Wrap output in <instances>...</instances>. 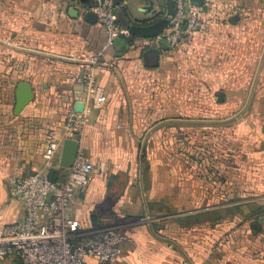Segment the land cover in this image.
Listing matches in <instances>:
<instances>
[{"label": "crops", "instance_id": "crops-1", "mask_svg": "<svg viewBox=\"0 0 264 264\" xmlns=\"http://www.w3.org/2000/svg\"><path fill=\"white\" fill-rule=\"evenodd\" d=\"M204 4L203 28L176 48L131 36L105 48L100 23L84 18L86 3L0 0V224L19 222L25 215L22 203L10 197L12 177L41 171L55 177L66 172L59 165L67 140L62 138V126L67 110L83 108L72 92L81 87L90 59L96 57V84L107 102L93 110L89 124L70 139L78 143V152L95 173L89 185L76 192L68 215L83 230L105 225L110 217L120 218L126 239L117 264H187L173 245L151 234L149 225L159 237L174 241L192 264H264V226L253 233L251 219L235 224V210L252 213L251 207L242 206L244 199L228 201L232 195L226 190L227 200L217 202L212 176L189 177L180 160L177 177L173 176V124L157 128L147 138L142 169L145 201L141 194L139 148L149 128L167 119L212 117L203 111L206 104L245 103L248 96L264 47V0H204ZM116 7L132 23L155 22L167 13L166 0H116ZM10 39L27 42L33 49L29 53L41 65L27 81L33 98L19 114L13 111L16 86L10 103L9 59L11 54L27 53L15 50ZM241 120L246 135L241 139L244 166L250 176L247 195L261 201L264 58ZM53 134L59 148L46 167L42 153ZM174 179L177 189L171 185ZM188 179L192 190L187 188ZM13 263L6 258L2 264Z\"/></svg>", "mask_w": 264, "mask_h": 264}, {"label": "built area", "instance_id": "built-area-1", "mask_svg": "<svg viewBox=\"0 0 264 264\" xmlns=\"http://www.w3.org/2000/svg\"><path fill=\"white\" fill-rule=\"evenodd\" d=\"M78 1V0H77ZM173 15L164 14L168 25L157 37L169 48H176L199 32L205 23L207 6H196L191 0H172ZM116 0H94L83 13L93 12L105 33V48L120 37H129L116 16ZM97 58L90 59V68L81 87L72 92L73 100L83 105L79 112L67 110L62 126V138L71 139L89 124L93 110L101 108L107 97L96 84ZM59 148L55 134L42 153L46 167L50 166ZM65 173L51 178L47 172L15 176L9 182L10 197L24 206V218L12 224H0V264L6 258L13 264H117L121 244L126 235L122 224H108L83 230L68 215L77 191L90 183L94 167L77 152L72 166Z\"/></svg>", "mask_w": 264, "mask_h": 264}, {"label": "rangeland", "instance_id": "rangeland-1", "mask_svg": "<svg viewBox=\"0 0 264 264\" xmlns=\"http://www.w3.org/2000/svg\"><path fill=\"white\" fill-rule=\"evenodd\" d=\"M10 41L11 46L13 45L15 50L16 48H20L24 53H27L22 57L18 56L17 53L11 54L9 59L12 68L9 93L10 103H12L14 87L17 86L19 82L32 81L35 70H40L41 65L37 63V59H35L32 53H29V50L32 52L33 49L28 47L27 42L21 41L18 43L15 39H10ZM227 105L228 106H226V104L212 103V106H210L206 104V108H203V111H210L212 117L201 118L199 120L228 119L242 109L244 102ZM241 116L232 122L218 125H177L176 123H171L173 124V134L170 136L172 143L170 154L176 165L175 168H173L172 174L175 178L177 177V163L178 160H180V162L185 165L184 170L187 176L193 177L197 173H201L203 176H212L213 183L211 187L212 191H217V202H224L227 200L225 191L228 190V194L232 195V198L228 199V201L233 200L236 202L244 199L245 203H243L242 206L251 207L252 213L258 211L257 209L260 210L257 216H252V213L244 215L243 212L235 210V224L238 221H243L246 218L251 219L253 217L258 219L264 226V200L258 201V199L253 198L252 196H255L254 194L249 195L251 197L247 195L249 193H247L246 188L250 176L248 175V170L245 169L244 166L243 141H241V139L246 135L242 130ZM188 180H190L191 183L189 184L187 181V188L189 185L188 189L192 190V180ZM171 185L174 189H177L176 179H174V183ZM205 185L207 186L209 184ZM192 199L191 196L190 200ZM175 210L177 211V208ZM147 217L148 221L152 219V216ZM104 224L122 223L120 218L110 217ZM262 252L264 255V248Z\"/></svg>", "mask_w": 264, "mask_h": 264}, {"label": "water", "instance_id": "water-1", "mask_svg": "<svg viewBox=\"0 0 264 264\" xmlns=\"http://www.w3.org/2000/svg\"><path fill=\"white\" fill-rule=\"evenodd\" d=\"M79 2L86 3L89 5V7H92L94 5V0H78ZM194 5L196 6H202L204 3V0H191ZM166 8H167V14L173 15V3L172 0H166ZM116 16L119 24L128 30V33L131 37L140 38V39H155L157 38L167 27L168 20L167 18H161L155 22H138V23H132L130 22L126 16L124 15L123 11L121 9L116 10ZM85 20L89 22H95L97 20L95 14L93 12H88L85 14ZM162 45L168 46L164 41H161ZM264 58V47L261 52L260 59L258 61L253 80L248 92L247 99L242 107V109L236 113L234 116L225 119V120H208V121H201V120H185V119H167L162 120L160 122H157L154 124L149 130L145 133V135L142 138L140 148H139V180H140V188H141V194L144 199V193H143V187H142V169H143V161H144V150H145V144L147 141V138L150 133H152L157 128L171 124H212V125H218V124H225L234 121L235 119L239 118L248 108L252 94L255 89V85L258 79V75L261 69V65ZM150 64L154 62H149ZM15 104H14V113L19 114L31 101L33 98V92L30 84L28 82H19L15 89ZM218 100L221 102L223 100L222 94H218ZM78 152V143L74 140L67 139L63 142L61 155H60V162L59 165L63 169H68L72 166V163L75 159V156ZM147 214V211H146ZM149 230L153 236H155L158 239H161L171 245H173L182 255L184 260L187 262V264H192L190 260L187 258V256L184 254V252L180 249V247L172 240L161 238L159 237L152 229V227L149 225Z\"/></svg>", "mask_w": 264, "mask_h": 264}, {"label": "trees", "instance_id": "trees-1", "mask_svg": "<svg viewBox=\"0 0 264 264\" xmlns=\"http://www.w3.org/2000/svg\"><path fill=\"white\" fill-rule=\"evenodd\" d=\"M50 177L54 179V176L50 175ZM55 177H56V176H55ZM257 210H258V211H255V212L252 213L251 215H252V216H253V215L257 216V214L260 212L259 209H257ZM251 220H252V223H251V230H252V232H253V233H257V232H259V231L261 230V223L259 222L258 219H255V218H253V217L251 218Z\"/></svg>", "mask_w": 264, "mask_h": 264}]
</instances>
